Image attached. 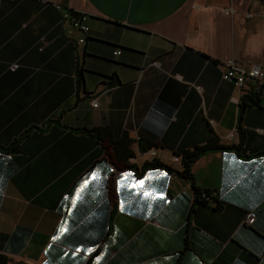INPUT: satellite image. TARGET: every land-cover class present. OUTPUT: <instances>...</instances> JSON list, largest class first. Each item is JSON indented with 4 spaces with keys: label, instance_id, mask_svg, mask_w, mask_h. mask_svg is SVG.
Segmentation results:
<instances>
[{
    "label": "crops",
    "instance_id": "0c3cea01",
    "mask_svg": "<svg viewBox=\"0 0 264 264\" xmlns=\"http://www.w3.org/2000/svg\"><path fill=\"white\" fill-rule=\"evenodd\" d=\"M56 3L86 14L83 43ZM229 59L264 69V0H0L7 264H264V88L241 109L220 77ZM89 129L125 133L133 166ZM211 133L229 148L200 154L191 180L140 170L181 171L179 154ZM191 182L214 197L196 202Z\"/></svg>",
    "mask_w": 264,
    "mask_h": 264
},
{
    "label": "trees",
    "instance_id": "16d2710c",
    "mask_svg": "<svg viewBox=\"0 0 264 264\" xmlns=\"http://www.w3.org/2000/svg\"><path fill=\"white\" fill-rule=\"evenodd\" d=\"M257 104H258V96L251 92L243 94L239 98V106L241 109L245 106H253ZM87 132L93 135L97 140L103 142L105 147H108L109 159L112 162V164H114L117 168L121 169V168L133 166L127 163V159L132 155L130 150V144L132 143V140L125 133H123L117 138H113L110 136L108 132H105L100 129H89L87 130ZM238 137H239V143L237 147L241 145L244 138L243 131L240 128L238 129ZM152 145L153 143L150 142H146L145 144H143L142 141L138 142V146L141 151L150 148ZM226 148H229V146L219 144L217 137L213 133H211L203 144L197 145L189 151L187 150L182 151L179 154L180 161L182 163L181 171L179 172L174 171L169 166L161 163L157 159H151L148 162H144L141 165L140 170L152 169V168H164L166 170L176 172L178 175L189 178L191 180L190 165L200 154L207 151H212L216 149H226ZM191 189L194 196V200L199 203H205L202 199L201 194L202 192L204 194H208V191L205 190L200 192V190L197 187H195L192 182H191ZM107 196L111 201V206H112L111 212H113L114 202H113V188H112L111 178H109L107 181ZM7 263H8V258L0 254V264H7Z\"/></svg>",
    "mask_w": 264,
    "mask_h": 264
},
{
    "label": "built area",
    "instance_id": "2783aa9c",
    "mask_svg": "<svg viewBox=\"0 0 264 264\" xmlns=\"http://www.w3.org/2000/svg\"><path fill=\"white\" fill-rule=\"evenodd\" d=\"M54 8L60 13V22H66L70 30L83 34L76 39V43L81 44L84 42V35L88 31V27L85 23L86 14L81 11H71L68 9H63L62 6L58 3L54 4ZM231 11V8L223 9L222 12L228 13ZM40 49V48H39ZM119 54V49L115 48L112 51L113 56ZM225 69L221 72L220 77L222 80L232 83L238 90L243 91V94L253 93L259 95L264 88V69L259 65L253 64L247 69H243L235 65L232 59L227 60L224 63ZM17 68V64L13 63L9 66V70L13 71ZM90 106L95 108L97 102L95 99L90 101ZM214 192H208L204 194L202 192L201 196L203 201L210 200L211 197H214ZM255 218L254 211H246L242 217L241 225L251 226Z\"/></svg>",
    "mask_w": 264,
    "mask_h": 264
},
{
    "label": "snow or ice",
    "instance_id": "6c2138e0",
    "mask_svg": "<svg viewBox=\"0 0 264 264\" xmlns=\"http://www.w3.org/2000/svg\"><path fill=\"white\" fill-rule=\"evenodd\" d=\"M144 182L143 181H140V184L142 185ZM146 195H150V193H146Z\"/></svg>",
    "mask_w": 264,
    "mask_h": 264
}]
</instances>
